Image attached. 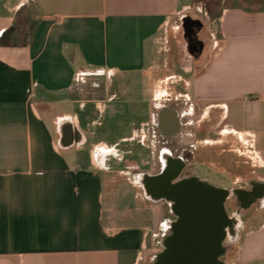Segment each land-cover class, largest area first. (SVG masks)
<instances>
[{
  "label": "crops",
  "instance_id": "obj_1",
  "mask_svg": "<svg viewBox=\"0 0 264 264\" xmlns=\"http://www.w3.org/2000/svg\"><path fill=\"white\" fill-rule=\"evenodd\" d=\"M202 2L0 0V37L12 30L0 45V264H144L153 206L128 224L110 195L118 176L154 204L123 162L155 161L156 110L174 78L187 122L219 102L264 145V9L221 7L213 55L187 77L162 74L173 21L206 17ZM245 238L233 264H264V221Z\"/></svg>",
  "mask_w": 264,
  "mask_h": 264
},
{
  "label": "flooded vegetation",
  "instance_id": "obj_2",
  "mask_svg": "<svg viewBox=\"0 0 264 264\" xmlns=\"http://www.w3.org/2000/svg\"><path fill=\"white\" fill-rule=\"evenodd\" d=\"M188 17L198 20L182 14L170 31L173 68L185 77L213 55L211 48L217 39L216 30L204 23L189 27ZM181 84L175 78L169 82L171 94L162 98V107L156 110L153 128L159 152L155 161L143 168L129 156L123 166L137 176L147 199L161 203L167 211L161 222L159 250L151 264L159 263L163 254L183 255L195 264H224L223 256L235 247L242 215L264 201V179H255L254 166L236 148L232 137L240 142V134L219 102L204 103L203 109L193 107L192 121L187 122L190 107ZM241 137H247V143L241 142L255 153L253 131L244 130ZM204 162L220 165L241 180L230 182L227 188L203 181L196 175V167ZM183 192L195 195L196 203L180 205L175 194ZM221 192L225 196L222 213Z\"/></svg>",
  "mask_w": 264,
  "mask_h": 264
},
{
  "label": "rangeland",
  "instance_id": "obj_3",
  "mask_svg": "<svg viewBox=\"0 0 264 264\" xmlns=\"http://www.w3.org/2000/svg\"><path fill=\"white\" fill-rule=\"evenodd\" d=\"M196 1V0H195ZM203 6L201 10L206 12V17L202 16L195 10L191 9L189 14L191 17H196L198 20L207 27H212L214 30L217 28V15L221 7L227 4H240L243 7H250L254 9H264V0H230L227 3L221 0H202ZM200 8V7H199ZM188 14V13H187ZM163 47V46H162ZM164 48V47H163ZM171 59V57L169 56ZM172 60V59H171ZM169 70H168V69ZM166 69V70H165ZM163 69L162 74L164 75H172L175 74L179 76L180 71L176 70L175 68L166 67ZM193 78L189 77L186 78L188 82H191ZM182 81V80H181ZM91 81L89 79L80 80L77 85V92L81 93V95L86 91L87 85H89ZM182 83V82H181ZM183 84V83H182ZM181 84V85H182ZM169 85V83H168ZM239 140L244 141L247 143V137L239 136ZM235 141L236 148H239L241 153H245V159L249 158L250 162L254 166L252 168L254 170L253 176L256 180L264 179V145H263V135L261 134L260 137L257 136L256 138V146H255V153H252L251 149L246 147L241 141L238 142L236 136L232 137ZM196 175L199 176L203 181L209 182L214 184L220 188H227L228 185L232 184L234 180H241V178L234 176L235 173L227 172L220 165L212 167L206 162L203 163V166L196 167ZM236 177V178H234ZM115 186L112 189L110 195V201L114 205L115 212L117 214H121L126 216V220L128 224H132L133 222V214L136 209H150L153 206L154 214H148V221L151 222L152 228V235L149 236L147 239L146 244V252L144 255V264H151L152 256L159 250L158 246V238L161 234V222L163 220L164 215L166 214V209L162 206L161 203H151L145 204L141 197H140V190L137 189L135 186L131 185L123 178H119L117 176L115 180ZM123 210V211H122ZM151 218V220H150ZM264 221V201L261 206L254 207L250 211L246 212L241 217V226L240 231L235 242V247L230 249L229 254L223 256L222 260L224 264H233L234 256L236 254L237 247L241 245V243L246 239L250 230L257 227Z\"/></svg>",
  "mask_w": 264,
  "mask_h": 264
},
{
  "label": "water",
  "instance_id": "obj_4",
  "mask_svg": "<svg viewBox=\"0 0 264 264\" xmlns=\"http://www.w3.org/2000/svg\"><path fill=\"white\" fill-rule=\"evenodd\" d=\"M188 22V26L191 27L192 25H196L197 27L202 26V23L199 20H192L191 18L186 19ZM177 124L174 125L176 129ZM177 200L179 201L180 205L186 206L187 204L194 205L196 203V197L193 194L189 193H177L175 194ZM224 195L220 193V200H219V208L221 213L223 212V202H224ZM159 263L155 262L154 264H195L194 260L186 257V256H179V255H170V254H163L160 259L158 260Z\"/></svg>",
  "mask_w": 264,
  "mask_h": 264
},
{
  "label": "trees",
  "instance_id": "obj_5",
  "mask_svg": "<svg viewBox=\"0 0 264 264\" xmlns=\"http://www.w3.org/2000/svg\"><path fill=\"white\" fill-rule=\"evenodd\" d=\"M228 1L230 2V0H224V3H227ZM224 7L230 8V7H243V6H241L240 4H234V5L233 4H227V5H224ZM11 31L12 30H8L5 33H3V35L0 37V45L4 44L5 40L10 36Z\"/></svg>",
  "mask_w": 264,
  "mask_h": 264
}]
</instances>
